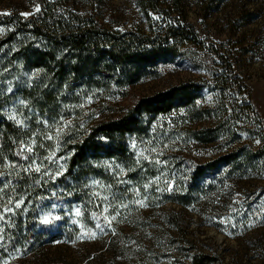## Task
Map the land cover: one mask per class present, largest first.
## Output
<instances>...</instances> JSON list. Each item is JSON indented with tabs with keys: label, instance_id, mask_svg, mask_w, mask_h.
<instances>
[{
	"label": "rangeland",
	"instance_id": "rangeland-1",
	"mask_svg": "<svg viewBox=\"0 0 264 264\" xmlns=\"http://www.w3.org/2000/svg\"><path fill=\"white\" fill-rule=\"evenodd\" d=\"M41 1L0 0V14L27 17ZM45 1H61L106 28L148 27L135 0ZM156 3L158 14L149 15L153 24L186 21L197 39L182 43L171 62L158 64L131 86L75 89L55 115L31 111L19 96L30 74L13 60L12 48L0 47V120L21 126L20 147H31L25 152L32 153L34 170L39 166L35 172L44 191L66 171L72 139L97 121L117 118L140 97L182 83L206 86L194 113L157 115L144 135L129 140V169L106 162L111 183L89 181L81 190L84 206L62 201L40 207L36 220L45 230L61 232L60 238L31 251L15 249L1 256L0 264H195L199 256L212 259L210 264H264V153L258 150L264 144V0ZM3 35L0 28V40ZM228 64L244 85L241 93L217 89L215 80L230 77ZM210 129L218 131L214 142L195 138ZM236 151V162L194 178L198 167ZM243 151L257 154L247 159ZM144 197L146 206L135 203ZM122 202L128 207L108 224L102 206H109L111 217ZM13 207L0 196V228L10 213L5 208ZM77 208L80 216L74 214Z\"/></svg>",
	"mask_w": 264,
	"mask_h": 264
},
{
	"label": "trees",
	"instance_id": "trees-1",
	"mask_svg": "<svg viewBox=\"0 0 264 264\" xmlns=\"http://www.w3.org/2000/svg\"><path fill=\"white\" fill-rule=\"evenodd\" d=\"M135 1L146 18L145 30L106 28L93 17L66 9L61 1L42 0L39 11L27 17L17 13L0 14V28L4 30L0 47L12 48L13 60L30 74L19 96L32 112L55 115L64 98L70 97L75 89L131 86L151 74L158 64L171 62L182 43L197 39L186 21L153 24L149 15L150 12L158 14L157 0ZM231 68L229 64L225 67L230 77L225 75L215 80L219 93H241L244 88ZM205 87L196 82L182 83L140 97L117 118L97 121L87 133L72 139L66 171L51 181L46 191L41 189L42 182L34 167L25 171L32 161V153L21 151L20 140L24 135L21 126L0 120V196L14 206L2 218L0 257L22 247L31 251L60 238L61 232L45 230L46 226L36 220L40 207L62 201L67 206L73 203L84 206L85 193L81 190L89 181L111 183L109 170L104 167L106 162L129 169L133 162L129 140L144 135L157 115L179 109L194 113ZM245 106L251 111L250 103ZM195 136L199 142L210 143L216 140L218 131L210 129ZM260 149L264 153V144ZM243 152L249 159L250 153ZM239 156L237 151L220 156L198 167L194 178L236 162ZM17 201L23 202L18 208ZM201 258H195V264L212 262Z\"/></svg>",
	"mask_w": 264,
	"mask_h": 264
},
{
	"label": "snow or ice",
	"instance_id": "snow-or-ice-1",
	"mask_svg": "<svg viewBox=\"0 0 264 264\" xmlns=\"http://www.w3.org/2000/svg\"><path fill=\"white\" fill-rule=\"evenodd\" d=\"M36 11H39V8H38V7H37ZM23 15H28V14H23ZM45 123L47 124L48 122L45 121ZM49 126H51V125H49ZM57 132H59V129H57ZM48 138L51 139L52 136L49 135ZM31 150H32V149H31V147H29V146H24V147L21 148V151H22V152H24V151H31ZM34 163H35V162L30 163V164L28 165V167L25 169V171H30V170L33 168ZM35 170H36V171H39V166H36ZM45 174L47 175V173H45ZM144 188L147 189V188H148V185L145 184V185H144ZM169 190H171V186H169ZM139 194H140V193H139V190H137L136 195L139 196ZM96 195L99 196L98 193H97ZM103 199H104V200H109V197H108V196H104ZM145 199H147V197H144V199H138L135 203H136L137 205H139L140 207H144V206H146L145 203H144V200H145ZM22 203H23L22 201H17L16 204H15V207H17V208L20 207ZM102 207H103V213H104V215H103L102 218H103L105 221H107L108 224H111L112 220H114V219L116 218V216H119V215L121 214L120 211H119V209L127 208L128 205L125 204V203H123V202L120 203L119 205H116V209H117V210H116V212H115V215H113V216H111V217H110L109 215H107V213L109 212V206H102ZM8 211H11V209H10V208H5V212H8ZM74 214H75L76 216H80V215H81V211H80V209L77 208V209L75 210V213H74ZM44 222L46 223L47 221L45 220ZM96 227H97L98 229H100L101 231L104 230V229L102 228V226H101L100 223H97V224H96ZM0 239H2V237H0ZM77 239H82V236H78Z\"/></svg>",
	"mask_w": 264,
	"mask_h": 264
}]
</instances>
